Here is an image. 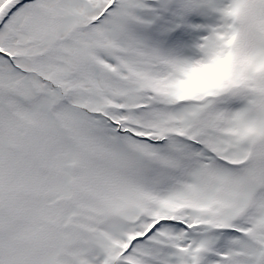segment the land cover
<instances>
[{
	"label": "snow or ice",
	"instance_id": "snow-or-ice-1",
	"mask_svg": "<svg viewBox=\"0 0 264 264\" xmlns=\"http://www.w3.org/2000/svg\"><path fill=\"white\" fill-rule=\"evenodd\" d=\"M0 264H264V0H0Z\"/></svg>",
	"mask_w": 264,
	"mask_h": 264
}]
</instances>
